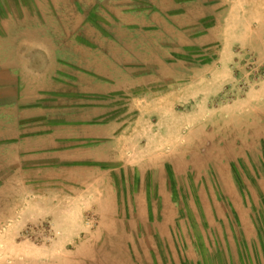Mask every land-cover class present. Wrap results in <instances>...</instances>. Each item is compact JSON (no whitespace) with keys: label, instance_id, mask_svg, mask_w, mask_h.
<instances>
[{"label":"rangeland","instance_id":"obj_1","mask_svg":"<svg viewBox=\"0 0 264 264\" xmlns=\"http://www.w3.org/2000/svg\"><path fill=\"white\" fill-rule=\"evenodd\" d=\"M10 18L55 92L0 109V264H264V0H0ZM45 117L75 140H11Z\"/></svg>","mask_w":264,"mask_h":264},{"label":"crops","instance_id":"obj_2","mask_svg":"<svg viewBox=\"0 0 264 264\" xmlns=\"http://www.w3.org/2000/svg\"><path fill=\"white\" fill-rule=\"evenodd\" d=\"M24 23L25 20L16 21L11 18L0 22V109L11 110L23 117L45 116L46 113L54 110L46 104L52 102L55 82L51 70H38V66L31 61V58L37 54V51L44 52L45 54H41L45 57L51 52L44 50L37 29L26 28ZM40 92L50 95L44 96ZM48 97L50 100L47 102L44 99ZM40 119V122H33V124L38 123L37 127L30 130L37 131L34 135L26 132L29 125L14 127L11 140L18 141L15 145L41 146L44 142H48L50 146L56 140H75V129L68 127L69 131H73L72 134L62 136L56 133V124L51 123V119L46 117ZM29 123L28 120L24 124Z\"/></svg>","mask_w":264,"mask_h":264},{"label":"bare ground","instance_id":"obj_3","mask_svg":"<svg viewBox=\"0 0 264 264\" xmlns=\"http://www.w3.org/2000/svg\"><path fill=\"white\" fill-rule=\"evenodd\" d=\"M202 151V150H201Z\"/></svg>","mask_w":264,"mask_h":264}]
</instances>
